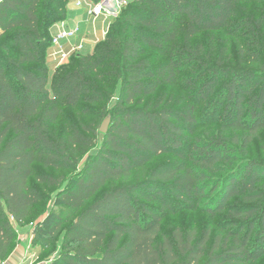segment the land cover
Segmentation results:
<instances>
[{
	"label": "trees",
	"instance_id": "trees-1",
	"mask_svg": "<svg viewBox=\"0 0 264 264\" xmlns=\"http://www.w3.org/2000/svg\"><path fill=\"white\" fill-rule=\"evenodd\" d=\"M70 1H0V261L16 245L15 224L44 200L30 182L34 165L73 170L76 148H86L96 152L34 230L44 250L62 235L52 264H258L264 163L237 155L264 133V64L259 55L258 72L218 70L192 41L243 30L259 54L264 18L249 17L244 4L262 0H134L92 53L51 76V31ZM185 67L200 70L187 80L193 95L176 105L156 98ZM102 102H112L107 134L83 124L60 138L51 132L63 107ZM208 124L219 131L206 140L199 131ZM36 181L62 185L48 175ZM184 212L208 221L164 229Z\"/></svg>",
	"mask_w": 264,
	"mask_h": 264
},
{
	"label": "rangeland",
	"instance_id": "rangeland-1",
	"mask_svg": "<svg viewBox=\"0 0 264 264\" xmlns=\"http://www.w3.org/2000/svg\"><path fill=\"white\" fill-rule=\"evenodd\" d=\"M133 1L134 0H101V3L106 4V6L104 5V18H107L106 21L108 24H111V21L119 15V12ZM244 7L246 14L249 17H253L254 20L264 18V0L261 2H246ZM91 19L93 20V18ZM262 35L264 36V30L261 31V36ZM103 41L104 40H101L97 45ZM263 42L264 38L261 37L260 44L262 47H260L258 54L257 47L253 45V41L247 36V33H244V31L241 30L238 34H233V31L227 29L225 31L213 33H202L192 41V44L194 46L201 44L204 49L202 56L206 57V59L208 58L209 61H207V63L210 62L213 67L218 70H251L258 72L260 71V64L256 62V57L260 55L259 60L261 61V64H264ZM97 45L95 47H90L89 51L87 49L86 52H82V54L92 53ZM49 66L51 76H53L56 67H54V64H51V61L49 62ZM185 70L186 71H183L180 74L178 85L161 87L155 97L158 98L164 95L166 100L171 102V105H176V103L185 100L189 94L193 95V93L189 90L190 88H187V80L194 76L195 72H200V70L193 69L192 67H187V69L185 67ZM205 78L200 79L197 82V85L200 86ZM196 87L197 86H195V88ZM111 108L112 102L110 105L109 103L102 102L93 105L80 104L77 108L63 107L61 116L51 125V132L56 138H60L73 127H78L83 124L89 125L91 130L97 129L98 133L102 134L100 129L109 115ZM204 108L205 105L202 106V110ZM203 114L204 112L201 116L202 120H206V117ZM218 131V126L208 124V126L199 131V134L206 137L207 140L210 136L217 135ZM238 150L239 147L237 148V151ZM94 152H96V149L76 148L75 157L79 161V166L73 170H55L53 168L44 167L40 163H36L34 165V176L30 182L42 193L44 200L33 207L31 216L28 220L21 225L15 224V228L17 230L16 245L12 249L10 255L5 259L4 262L6 264H12V261L15 262L14 264H52L55 261L61 251V244L63 240L62 235L58 238L52 248L44 250L39 243L35 244L34 242L35 227L50 211L54 209L53 204L58 193L71 183L74 176L82 169L88 157ZM237 156H239L240 160H256L264 163V133L261 132L254 139L253 143L246 149V153L241 154L238 152ZM163 158L164 157H161L159 160H162ZM151 167L152 165L150 168ZM41 175H48L56 179H60L62 180V185L59 187H49L47 185L40 184L36 181V177ZM108 188L109 186L105 187L101 193ZM56 210L60 211L59 208ZM207 221V217L200 213L184 212L179 215L167 217L164 220V229L178 225H195L196 227L201 228ZM258 264H264V258L261 259Z\"/></svg>",
	"mask_w": 264,
	"mask_h": 264
},
{
	"label": "built area",
	"instance_id": "built-area-1",
	"mask_svg": "<svg viewBox=\"0 0 264 264\" xmlns=\"http://www.w3.org/2000/svg\"><path fill=\"white\" fill-rule=\"evenodd\" d=\"M74 4L77 8H86L93 20H98L105 16L104 5L106 6V4L97 2V0H74ZM79 34L80 29L78 27L71 29L66 26H58L56 31L51 35L52 45L48 58L51 64H55L56 69L68 64L73 56L82 54L84 43H73ZM0 264L6 263L0 261Z\"/></svg>",
	"mask_w": 264,
	"mask_h": 264
},
{
	"label": "crops",
	"instance_id": "crops-1",
	"mask_svg": "<svg viewBox=\"0 0 264 264\" xmlns=\"http://www.w3.org/2000/svg\"><path fill=\"white\" fill-rule=\"evenodd\" d=\"M104 17L95 21L92 20L86 8H77L74 4V0H71L68 5V16L66 20L56 24L55 27L52 28L51 34L56 31L58 26H66L71 29L78 27L80 29V34L73 43L79 44L83 42V53H85L87 49L89 51L90 47H95L101 40L105 39L111 24H108L106 21L107 18ZM14 263L15 262L12 261V264Z\"/></svg>",
	"mask_w": 264,
	"mask_h": 264
},
{
	"label": "water",
	"instance_id": "water-1",
	"mask_svg": "<svg viewBox=\"0 0 264 264\" xmlns=\"http://www.w3.org/2000/svg\"><path fill=\"white\" fill-rule=\"evenodd\" d=\"M0 1H1V0H0ZM110 124H111V117L108 116V117L105 119V121H104V123H103V125H102V127H101V129H100V132H101L102 134H107L108 131H109Z\"/></svg>",
	"mask_w": 264,
	"mask_h": 264
}]
</instances>
